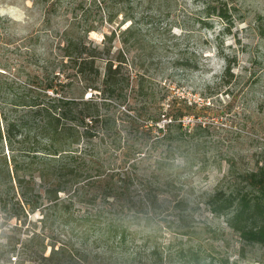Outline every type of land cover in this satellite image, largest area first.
<instances>
[{
    "label": "trees",
    "instance_id": "1",
    "mask_svg": "<svg viewBox=\"0 0 264 264\" xmlns=\"http://www.w3.org/2000/svg\"><path fill=\"white\" fill-rule=\"evenodd\" d=\"M36 3L48 23L66 18L57 31L66 70L34 62L37 70L0 72V264H237L199 245L217 233L196 226L198 203L182 196L179 152L204 130L184 124L194 104L131 70V51L154 34L137 13L143 0ZM206 14L230 19L224 2ZM105 28L95 44L91 33ZM246 180L244 192L217 190L206 204L264 247V168ZM171 236L187 243L172 250Z\"/></svg>",
    "mask_w": 264,
    "mask_h": 264
},
{
    "label": "rangeland",
    "instance_id": "2",
    "mask_svg": "<svg viewBox=\"0 0 264 264\" xmlns=\"http://www.w3.org/2000/svg\"><path fill=\"white\" fill-rule=\"evenodd\" d=\"M219 2L228 6L229 21L206 14L207 4ZM136 9L154 34L146 49L131 51L129 59L137 66L133 74L155 76L174 95L192 102L196 113L184 124L204 128L192 132L179 152V162L188 161L181 171L182 196L199 206L195 224L217 233L202 236L199 245L216 260L264 264V247L247 244L226 217L206 204L217 190L244 192L246 174L264 168V0H143ZM122 20L119 14L116 25ZM65 25L62 14L48 23L44 5L36 0H0V72L37 70L34 62H53L51 70H66L57 38ZM108 29L90 38L100 45ZM119 49L117 40L115 54ZM187 62L196 67L181 65ZM171 238L172 250L187 243L181 236Z\"/></svg>",
    "mask_w": 264,
    "mask_h": 264
}]
</instances>
